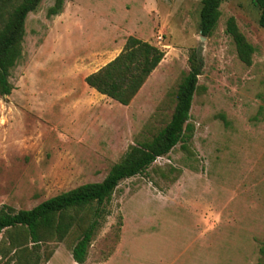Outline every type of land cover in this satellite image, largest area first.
Instances as JSON below:
<instances>
[{
  "label": "rangeland",
  "instance_id": "1",
  "mask_svg": "<svg viewBox=\"0 0 264 264\" xmlns=\"http://www.w3.org/2000/svg\"><path fill=\"white\" fill-rule=\"evenodd\" d=\"M53 3L28 13L12 90L0 96V206L30 209L101 181L168 122L195 48L203 67L186 149L178 143L120 181L83 264H264V27L251 0L222 2L210 36L199 32L200 0H63L47 17ZM229 17L254 47L248 66L225 32ZM130 35L164 56L121 105L84 77ZM77 235L43 245V264H78Z\"/></svg>",
  "mask_w": 264,
  "mask_h": 264
},
{
  "label": "trees",
  "instance_id": "2",
  "mask_svg": "<svg viewBox=\"0 0 264 264\" xmlns=\"http://www.w3.org/2000/svg\"><path fill=\"white\" fill-rule=\"evenodd\" d=\"M225 0H200L199 32L210 36L221 15ZM41 0H0V96L9 95L12 84L10 70L22 55L25 19ZM258 9V25L264 27V0H251ZM63 0H54L46 16L58 15ZM238 59L250 65L254 47L240 32L234 17L225 23ZM164 52L155 45L128 36L120 52L110 61L84 77L85 84L121 105H128L139 92L151 72L162 60ZM188 71L178 83L175 103L168 122L151 138L130 145L99 182H88L60 192L30 209L16 210L0 206V260L2 264H43L51 251L42 248L48 242L62 241L72 230L77 238L71 248L72 259L83 264L89 245L105 217V204L120 181L143 173L157 157L164 156L178 143L186 149L194 132L189 121L190 108L198 89V76L203 60L197 49L187 57ZM264 253V249H262Z\"/></svg>",
  "mask_w": 264,
  "mask_h": 264
}]
</instances>
